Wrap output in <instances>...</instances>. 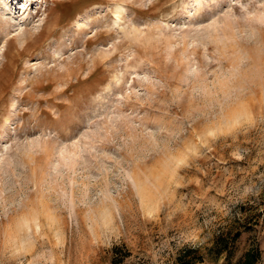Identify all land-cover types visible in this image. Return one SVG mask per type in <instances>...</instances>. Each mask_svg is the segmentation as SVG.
Instances as JSON below:
<instances>
[{"label": "rangeland", "instance_id": "1", "mask_svg": "<svg viewBox=\"0 0 264 264\" xmlns=\"http://www.w3.org/2000/svg\"><path fill=\"white\" fill-rule=\"evenodd\" d=\"M264 264V0H0V264Z\"/></svg>", "mask_w": 264, "mask_h": 264}, {"label": "trees", "instance_id": "2", "mask_svg": "<svg viewBox=\"0 0 264 264\" xmlns=\"http://www.w3.org/2000/svg\"><path fill=\"white\" fill-rule=\"evenodd\" d=\"M200 261L196 262V260L193 259V257L191 258L187 253H185L184 255H180L177 260H176V264H203V258H199Z\"/></svg>", "mask_w": 264, "mask_h": 264}]
</instances>
